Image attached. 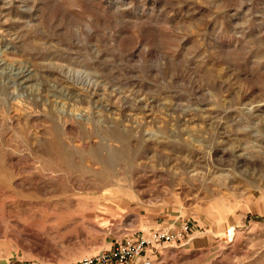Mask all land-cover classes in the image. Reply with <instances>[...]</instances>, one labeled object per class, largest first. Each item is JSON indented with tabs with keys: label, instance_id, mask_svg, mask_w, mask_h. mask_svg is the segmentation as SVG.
Wrapping results in <instances>:
<instances>
[{
	"label": "rangeland",
	"instance_id": "1",
	"mask_svg": "<svg viewBox=\"0 0 264 264\" xmlns=\"http://www.w3.org/2000/svg\"><path fill=\"white\" fill-rule=\"evenodd\" d=\"M85 260L264 264V0H0V264Z\"/></svg>",
	"mask_w": 264,
	"mask_h": 264
},
{
	"label": "built area",
	"instance_id": "2",
	"mask_svg": "<svg viewBox=\"0 0 264 264\" xmlns=\"http://www.w3.org/2000/svg\"><path fill=\"white\" fill-rule=\"evenodd\" d=\"M174 239L175 235L166 232H156L151 236L143 237L126 246L117 248L113 253V257L122 263L128 259L138 257L147 248L160 246L162 243L171 242L174 241ZM96 262L100 263V258H98ZM80 264H94V261L85 260Z\"/></svg>",
	"mask_w": 264,
	"mask_h": 264
},
{
	"label": "bare ground",
	"instance_id": "3",
	"mask_svg": "<svg viewBox=\"0 0 264 264\" xmlns=\"http://www.w3.org/2000/svg\"><path fill=\"white\" fill-rule=\"evenodd\" d=\"M118 132V131H117ZM111 133H112V131H111ZM117 134V133H116ZM113 135V134H112ZM126 135V134H125ZM109 136V135H108ZM127 136V135H126ZM119 137V136H118ZM113 138H114V136H113ZM123 138V137H122ZM116 140V139H115ZM125 140V139H124ZM127 140V139H126ZM119 143L121 142V151H123V150H125L126 148H127V144H126V142L125 141H123V139H118L117 140ZM137 145V144H136ZM120 147V146H119ZM118 147V148H119ZM128 148H130L129 146H128ZM132 149H134V148H132ZM117 152V151H116ZM117 154V153H116ZM246 154V153H245ZM97 155V154H96ZM130 155L131 154H129V152H124L123 154H122V156H124V157H127L128 158V160L130 159L129 157H130ZM243 155H244V153H243ZM241 154H237V155H235L234 157L237 159V160H239L240 158H241ZM131 158H132V155H131ZM100 159V158H99ZM244 159V158H243ZM252 159V158H251ZM111 160V159H110ZM131 160V159H130ZM241 161V160H240ZM99 162V161H98ZM111 162V161H110ZM129 162V161H128ZM127 162V163H128ZM242 163V162H241ZM108 164V163H107ZM106 164V166L107 167H110L109 165H107ZM109 164H111V163H109ZM133 164V163H132ZM105 164L103 163V166H104ZM130 165V164H129ZM134 165V164H133ZM105 167V166H104ZM129 168V167H128ZM107 171V170H106ZM109 171V170H108ZM105 172V171H104ZM110 173V172H109ZM185 173V172H184ZM100 174V173H99ZM106 174V173H105ZM105 174H104V176H105ZM112 174V173H111ZM187 174L188 175H190L191 177H195V176H197L198 174L196 173V171H195V169H193V170H191V171H189V172H187ZM102 176H103V173H102ZM101 177V176H100ZM110 177V176H109ZM107 181V180H106Z\"/></svg>",
	"mask_w": 264,
	"mask_h": 264
}]
</instances>
